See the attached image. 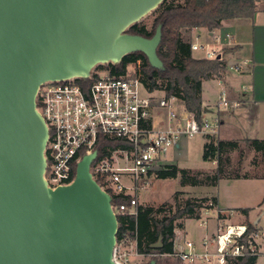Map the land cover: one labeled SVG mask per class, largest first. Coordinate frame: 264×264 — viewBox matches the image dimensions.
Segmentation results:
<instances>
[{
  "label": "water",
  "instance_id": "95a60500",
  "mask_svg": "<svg viewBox=\"0 0 264 264\" xmlns=\"http://www.w3.org/2000/svg\"><path fill=\"white\" fill-rule=\"evenodd\" d=\"M162 1L0 0V264H117L112 195L91 172L98 150L78 161L71 183L48 185L37 93L134 51L163 68L161 25L152 37L127 32Z\"/></svg>",
  "mask_w": 264,
  "mask_h": 264
},
{
  "label": "built area",
  "instance_id": "2783aa9c",
  "mask_svg": "<svg viewBox=\"0 0 264 264\" xmlns=\"http://www.w3.org/2000/svg\"><path fill=\"white\" fill-rule=\"evenodd\" d=\"M214 30H210L211 42L192 41L191 50L202 51V57L214 59L223 55L222 47L234 45L230 31ZM246 64L243 61L230 66L241 71ZM100 65L105 64L97 65L87 78L48 80L39 87L37 108L49 129L45 178L51 187L74 180L75 163L98 150L101 136L123 140L127 146L113 149L109 157L94 162L95 159L91 165L93 177L110 194H132L129 190L137 192L150 183L168 152L179 149L184 139L199 133L218 134L219 118L216 123L203 115L199 118L178 97L148 89L134 73L117 74ZM239 104L223 91L216 105L220 112ZM162 110H166L164 123L158 118ZM137 202L133 197L130 204L112 206L116 213H136ZM209 204L195 218L207 231L204 235L176 232L170 253H139L134 241L130 252L122 248L124 241L117 242L113 260L128 264L131 253L144 257L172 256L190 264H237L249 257L255 258L257 264L258 259H264V204L253 217L212 205L211 201ZM204 213L206 218H202ZM238 214L243 218L236 219ZM210 219H214L213 226L209 225Z\"/></svg>",
  "mask_w": 264,
  "mask_h": 264
},
{
  "label": "trees",
  "instance_id": "16d2710c",
  "mask_svg": "<svg viewBox=\"0 0 264 264\" xmlns=\"http://www.w3.org/2000/svg\"><path fill=\"white\" fill-rule=\"evenodd\" d=\"M260 0H163L157 7L159 13L155 17L152 27L136 22L127 32L152 37L158 25H161L162 37L157 49L164 67L153 66L147 55L142 51L126 54L117 63L100 65L111 69L114 73L125 74L129 66H133L134 75L141 78L150 90H162L167 96L174 95L194 112L199 118L204 113L202 104V82L204 79L219 77L229 65L227 54L235 50L234 47L225 48L221 57L208 59L195 57L192 54V38L190 31L194 27H206L208 30L219 28L223 22L236 19H251L257 13V4ZM203 159L215 161L216 167L211 171L193 170L180 167L175 163H165L153 172L157 178L180 177L182 186H214L222 178H251L264 177V172L257 176L247 172L241 174L232 163V153L241 149L244 143L249 148L262 155L264 161V138L246 137L241 140L219 139L215 135L206 134ZM119 146H127L123 140L101 136L98 144V155L94 162L111 156V151ZM75 163V168H76ZM152 172V171H150ZM183 191H176L174 199L176 210L165 213L166 206L170 210L172 205L164 203L156 207L150 204L137 202L136 213L118 212L117 242L134 241L139 253H170L173 251V239L177 228L184 227V223L176 220L180 218H198L209 202L218 204L215 196H188L182 201L180 195ZM112 204H130L136 195L124 193H111ZM239 211L249 216V207L238 208ZM161 213H165L160 216ZM161 238L162 245H152ZM156 264H160L158 256H153ZM237 264H256V259L249 257L242 259Z\"/></svg>",
  "mask_w": 264,
  "mask_h": 264
},
{
  "label": "rangeland",
  "instance_id": "374dc122",
  "mask_svg": "<svg viewBox=\"0 0 264 264\" xmlns=\"http://www.w3.org/2000/svg\"><path fill=\"white\" fill-rule=\"evenodd\" d=\"M158 13L159 8H156L143 16L139 22L144 23L148 28H151ZM198 32L201 36L197 38L194 34L193 40L204 42L207 37L206 31L204 29H200ZM229 47L230 46H224L221 51L224 53L225 48ZM203 54L204 53L202 51L194 52L195 56ZM134 69L135 68L133 66H129L128 71L133 74ZM222 92L223 88L216 80L208 79L205 81L203 97L204 100L210 104V106L208 107V111H206L203 116L213 123L217 122V118L220 113L216 104L222 95ZM223 110L225 111L227 109ZM164 112H166V110L160 111V114L163 115ZM261 118V120L264 121V112L261 113ZM224 127L225 126H220L219 132L222 136H227L224 133ZM235 127L236 128L233 130L236 132L239 128H237V126ZM260 132L264 133V125L262 126V130ZM206 140V135L203 133L184 139L182 141V148L178 152L171 149L166 156L167 160L164 162L168 163V160H175L180 167H187L193 170L211 171L215 169L216 162L206 161L202 156ZM231 157L233 165L236 169L238 168L241 174L247 172L251 175L259 176L264 172V161L262 155L258 154L244 143L241 144V149L232 153ZM178 190L183 191L180 195L181 201L188 196H204L214 194L218 197L221 206L230 208H236L237 206H250L251 217L259 212V204H264V177L222 178L219 180L217 185L214 186H182L180 184V177L157 178L154 174L150 178V183L146 186L139 189L137 192L135 190L129 191L133 195H136L138 202L142 204H150L156 207L162 206L164 203H169V205L171 204L172 209L170 210L169 206H166L167 211H165V213H172L176 210L174 194ZM236 210L239 211L238 209ZM165 213H161L160 216H163ZM206 217L207 215L204 213L202 218ZM242 218L243 217L240 214L236 217V219L239 220ZM180 221L184 223V227L177 228L176 232L178 233H184V229L187 227L189 233H192V235L193 233H198L197 236H199L204 230V227L200 225L199 219L180 218L176 220V223H179ZM209 223L210 226L214 224V219H210ZM132 243L134 242L128 241L122 248L131 252L133 250ZM128 257V264H149L153 258V256L144 257L134 253H131ZM158 259L160 264H190L172 256H158ZM258 264H264V259H259Z\"/></svg>",
  "mask_w": 264,
  "mask_h": 264
},
{
  "label": "crops",
  "instance_id": "0c3cea01",
  "mask_svg": "<svg viewBox=\"0 0 264 264\" xmlns=\"http://www.w3.org/2000/svg\"><path fill=\"white\" fill-rule=\"evenodd\" d=\"M200 29L206 31L207 37L205 41L211 42L212 31L208 30L206 27L192 28L190 31L192 41H195L193 40L194 34L197 38L201 36L198 32ZM214 31H230L233 34L234 45L232 47H234L235 50L227 55L229 60L236 59L240 62L247 61V64L241 71H236L228 65V67L222 72L221 76L210 78L216 80L219 85L222 86L223 91L226 92L227 97L231 101L240 102L236 107L220 111L218 115L219 123L221 127L225 126L224 133L227 136H222L220 132L215 136L219 139L236 140H241L246 137L264 138V133L260 132L264 125V121L261 120V113L264 112V0L258 2L257 13L253 18L225 21L221 27L216 28ZM194 52L195 51H192L193 56H195ZM202 56L203 55L195 57ZM206 80L208 79H204L202 82L201 96L202 104L204 106L203 115H205V112L208 111V107L210 106L203 97L204 83ZM156 90L159 94L164 93L162 90ZM158 118L164 123L166 121V112H164L163 115H158ZM235 126L239 128L236 132L233 130L236 128ZM182 145L183 144L181 143L179 149L172 150L178 152L182 148ZM168 163H175L179 166L175 160H168ZM204 196L215 195L210 194ZM217 201L219 207L224 209H238L242 207L250 208V206H237L238 208L224 207L220 205L218 197ZM262 204H259V207ZM211 226H213V224ZM206 232L207 231L204 229L199 236L204 235ZM184 233L192 235V233H189L187 227H185ZM197 234L198 233H193L192 236L197 237Z\"/></svg>",
  "mask_w": 264,
  "mask_h": 264
}]
</instances>
